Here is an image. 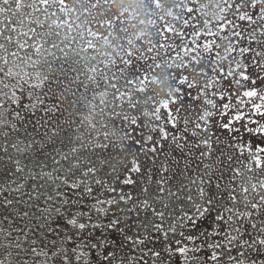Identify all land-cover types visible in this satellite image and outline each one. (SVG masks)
<instances>
[{
  "label": "rangeland",
  "instance_id": "obj_1",
  "mask_svg": "<svg viewBox=\"0 0 264 264\" xmlns=\"http://www.w3.org/2000/svg\"><path fill=\"white\" fill-rule=\"evenodd\" d=\"M198 3L208 5L209 19L218 11L211 7L209 0H198ZM170 4L171 0H166L164 11H167ZM146 11L147 8L142 0H108L107 3L101 0L97 8H91L86 0H67V10L61 19L71 27L57 29L55 25L51 27L46 25L39 30L41 33L59 32V36L51 35L37 39L36 44L43 45L40 56L34 55V49H27L29 53H33V58H37L39 63V67L28 68L27 71L30 75L40 72L41 79L46 76L48 81L40 88L30 87L29 85L34 82L31 80L28 83L21 82L23 91L17 92L20 96L19 105L4 101L3 107H0V122H4L0 123V189H7L12 180L20 177V174L9 175V173L15 172L12 160L23 159L10 146L7 152L3 151L6 140L9 145L17 140L24 144L35 141V147L27 154L25 163L29 165V168L35 166V171H40L42 167L44 172H51L54 167L51 158L56 156L58 151L67 150L69 139H75L81 134L88 136L90 132L94 137L97 133L104 131L99 127V122L95 130L89 127L90 101L93 96H96L94 103L99 105L98 94L104 90L105 85L99 76L96 78L99 87L88 81L87 76L91 73H88V68L80 60L82 53L79 49L83 47L80 40L87 38L89 27L103 33L104 30L97 27L98 23L105 18L119 16L121 12L124 13L127 36L133 41L137 36L147 40L150 28L146 23ZM164 11L160 14H164ZM248 11L252 12L251 9ZM25 12L12 16L13 21L23 20ZM193 15L199 17L200 13L194 12ZM253 18L256 20L255 24L240 21L237 16H233L232 12L227 14V19L232 20L239 27L228 28L221 35H228L237 50L229 57V60L220 62L218 69H222L225 74L230 69L236 72L245 71L250 78L249 81H242L245 88L248 90L255 88L259 93L264 94V36H261L259 31L264 21L259 20L255 14ZM6 19L7 15H0V21H6ZM202 19L204 17H201ZM166 20L175 23L171 18L166 17ZM157 22L161 26L164 23L159 20ZM2 27L0 25V30ZM209 27L217 31L216 21L213 20ZM252 29H257L256 40L249 42L248 37ZM232 31H240L243 38L233 37ZM192 33L193 28L189 27L183 39L190 47H195L191 42L197 38ZM12 35L14 40L11 44L0 37V43H4L9 52L18 51L15 34ZM123 35L125 34L117 33L116 38L110 37L111 44L118 48L119 37ZM213 39L224 43L219 41L218 37L203 34L199 37L198 43L202 45ZM44 40L54 42L63 48L67 58L60 59L62 54L59 50L51 48L50 42L45 43ZM100 43L104 44V41L101 40ZM160 43L165 45L174 43L183 47L180 39L176 37L161 40ZM243 47H248L252 51L241 54L239 49ZM44 48L56 52L58 59H53L44 53ZM19 51L23 57L25 51ZM215 51L213 47V52ZM219 51L223 56V49ZM100 52L102 55L99 59L108 62L116 56V50L111 47H102ZM256 52L262 55L256 57ZM157 53H159L157 59L161 63L176 54L168 47L156 49L149 55H157ZM2 54L0 51V55ZM46 61L51 62L50 67ZM236 62L240 63L239 69L235 68ZM12 66L15 67V63ZM138 67L147 71L144 64H138ZM129 74H135V70L129 69ZM153 74L158 77L156 82L149 85L154 103L140 105L136 109L128 108L125 103V114L130 118L136 117L137 123L134 125L129 122L122 123L117 119L114 121L116 127H113V122L105 121L109 126L108 131L112 133L109 136L110 147L107 150L97 149L95 153H88L92 156L96 167L95 176L89 177L93 189L91 194L85 191L84 185L76 188L71 186L78 181L79 172L68 174L67 183L62 182L63 174H60L59 180L53 181L46 178L33 180L25 174L20 177L24 184L21 191H0V261H3V264H65L63 259L65 255L68 258V264H120L121 260L123 264H130V257L135 258L131 260V264H234L228 260L226 254L220 255L218 260L211 259L213 251L220 254L223 250L212 249L207 245L211 241L223 242L222 235L207 238L204 235L212 232L215 227L217 212L223 207L233 206L229 199V192L232 189L235 190L234 194L237 197L235 207L240 211L251 210L254 213L251 218L243 221L241 229L244 232L243 239L250 240L257 235L264 236V233L258 231L259 228L264 227V205L260 206L258 213L255 209L244 207L245 195L249 196L252 202L259 201V196L251 192V183H257L259 190V181L264 180V166L257 168L254 160V157L258 156L261 161H264V151H259L264 148V132L255 131L264 125V115L256 114L251 107L252 102L257 104L264 102H261L258 97L247 102L249 98L242 97V91L245 89L238 90L233 77L225 78L221 76L219 70L213 73L209 69L207 77H195L197 87L188 89L186 85H174L181 87L182 91L175 103H169L168 109L161 107L162 119L156 121L154 116H145L143 113L154 112L156 107L161 106L162 101L169 99L167 96L169 88L167 83L163 82L164 77L159 69ZM184 75L189 77V81L192 80V73L185 70ZM217 78L220 82L206 89L207 95H200L199 99L192 98L200 93L201 88H204L210 79L215 81ZM251 80H255V84H252ZM4 82L14 84L16 80L9 78ZM86 84L87 89L84 87ZM119 84L123 85V81H119ZM121 90H124L123 87ZM4 91L9 90L4 89ZM217 91H223L228 99L221 101L219 95L213 96L212 94ZM74 92L75 95H73ZM9 95H11L10 91ZM136 95L142 98V94L136 93ZM238 97L246 103L238 102ZM108 99H112L111 89H109ZM206 99H213L217 107L212 109L205 103ZM223 103H228L230 107L222 108ZM205 110L213 111L214 114L207 120H202L200 117ZM169 111L171 118L176 121L175 127L168 122ZM16 113H19V116ZM237 114L242 116L240 120L235 119ZM250 121H256V123ZM14 124L18 131L11 127ZM197 124L201 127L197 128ZM225 124H228L229 128L226 129ZM78 125H81L80 131H76ZM154 125L163 127L168 133V138L163 139L161 133L154 130ZM121 127L128 133L127 139L122 135ZM54 131L55 135H53ZM5 133H8L7 137L4 136ZM149 136L152 137L151 140L148 139ZM204 140H208L210 146H205L202 143ZM95 142V139H92V143ZM153 148L155 151L151 150ZM133 161L139 165V171L131 170ZM249 167L252 169L251 172H248ZM237 172H248L251 177V183L246 185L249 193L242 192L241 178L236 175ZM56 175L57 173L53 172V177ZM126 179H130L132 183H125ZM96 180L101 183H95ZM202 180L205 182L203 184L205 192L213 198L212 212L197 218L195 225L185 221L183 225L175 226V232L168 231L173 225L174 218L181 215V207L186 210L190 208L185 196L190 188L195 195L196 185L192 184V181H196L198 185ZM209 181L211 183H208ZM39 185L44 187L40 188ZM11 187L14 188L15 185ZM161 187L164 189L163 193L160 192ZM55 188L59 189V196ZM144 189L148 191L145 192ZM170 192L177 193V196H171ZM49 194L53 197L51 201L47 199ZM120 195L131 196L132 199L127 205L123 202L114 204L110 210L107 204H96L97 199L118 200ZM145 199H149L148 208H145L142 203ZM6 200L13 202L7 204ZM164 204L168 207L165 208ZM133 205L137 206L135 210L128 211L127 209ZM97 207L105 208L108 214L105 216L95 211ZM120 208L125 211H119ZM152 208H155L157 212H163V219L156 215ZM81 213L83 215H79ZM73 216H77L78 224L85 223L88 226L80 230L78 226L69 225L67 220ZM114 218L118 219L119 223L110 228L109 224ZM253 221L257 223L256 230L251 228ZM97 224L99 227L94 226ZM145 224H147L146 229L143 227ZM156 224L162 226L161 230L153 227ZM189 236L196 237L195 241H190ZM128 237L133 240L137 237H146V239L144 244L134 245ZM93 244L97 247L92 248ZM180 247L186 248L183 254L177 251ZM33 248L36 249V253L32 252ZM81 250L86 255L77 260L76 256ZM53 252L57 253L55 257L52 256ZM108 252L115 255L111 260L105 261L103 257ZM153 253H159V255H153ZM236 254L237 249L233 248L231 255ZM246 254L250 259H257L256 254L251 253L250 249L246 250Z\"/></svg>",
  "mask_w": 264,
  "mask_h": 264
},
{
  "label": "snow or ice",
  "instance_id": "obj_2",
  "mask_svg": "<svg viewBox=\"0 0 264 264\" xmlns=\"http://www.w3.org/2000/svg\"><path fill=\"white\" fill-rule=\"evenodd\" d=\"M108 0H104V3H107ZM166 0H142V3L147 8L145 12L146 23L148 24L150 31L148 33L149 39L143 40L140 36H137L136 40L133 41L127 36V29L124 27V13L121 12L119 16H113L111 18H105L100 21L97 25L99 29H103L104 32L94 30L92 27L87 29V38L83 40V47L79 49L80 53L83 55L80 56V60L84 62L85 66L88 68V73L91 75L87 76L88 81L91 84H95L99 87V83L97 82V76L101 78L103 81L105 88L101 91L99 96V105L94 103L97 99L96 96L92 97L89 105V127L93 130L97 128V123L99 122V127L104 129V131L97 133L94 137L92 133H88V136L81 134L80 136L75 137V139H69V143L66 151H58L56 156H53V170L51 172H44L42 170L35 171L34 167L29 168V165L25 163V159H27V154L34 149L35 141L28 142L24 144L23 142L17 140L15 142H9L6 140L3 146V151L7 152L8 147L10 146L15 150V152L21 158H17L12 160V163L15 165V172H10L9 175L20 174V177H23L25 174L33 179V180H44L45 178L49 181L59 180L60 174H63L64 180L63 183H67L68 174H74L75 172H79L80 176L78 181L73 183L71 186L73 188L79 187L80 185L85 186V191L89 194L93 192L91 187V183L89 181V177L95 176L96 167L95 162L91 155H88L89 152L95 153L97 149L107 150L110 147L109 136L112 135L110 131H108V123L105 121L113 122V127L115 126L114 121L117 119L123 122H129L131 124H136V117H129L124 112V104L126 103L128 108L136 109L140 105H148L150 102L154 103V97L152 94V89L149 88V85H152L154 82L158 80V77L153 73L159 69L164 77V81L166 82L169 88L167 96L169 99L162 101L161 106L155 108V111L152 113H148L145 111L143 114L145 116L152 115L155 117L156 121H160L162 117L160 116L161 107L164 109L169 108V103H175L178 95L181 93L182 88L179 86H187L188 89H192L197 87V80L195 77H207L209 69L216 73L218 70L221 76L233 77L235 79L236 88L245 89L242 91V97L249 98L247 102H251L253 98H259L261 102H264V94L259 93L255 88L246 89L245 84L242 81H249V76L245 71L236 72L234 69H230L226 74L222 69H218V64L222 61L229 60V57L237 50L234 46L232 39L228 35H221V33L225 32L228 28L235 29L239 27L235 25L232 20L227 19V14L232 12L233 16H237L240 21H249L252 24H255L256 20L253 18L254 14L256 17L264 21V0H209L211 7L217 9L218 11L211 16L209 19L208 13V5L198 3V0H171V4L168 5L167 11H164ZM86 3L91 8H97L100 6L101 0H86ZM193 6H189V5ZM251 9L250 13L248 10ZM25 10H27L25 12ZM67 10V0H0V15H7L6 21H0V25H2V30H0V37H3L5 41L9 44L13 43L15 34V44L17 46L18 51L9 52L4 43H0V51H2V55H0V107H3L4 101H10L12 104L19 105L20 96L17 94L18 91H23L22 83H28L30 80L34 81L29 86L32 88H40L47 80L45 76L41 79L40 72H34L31 75L27 71L28 68H36L39 67V63L37 58H33V53H29L27 49H34V55L36 57L40 56L42 53L43 45L38 46L36 41L38 38L43 39L45 37L56 35L59 36V32L47 31L41 33L39 30L43 29L46 25H55L57 29L59 28H70V24H68L65 20L61 19V16ZM164 11V14H160ZM25 12V16L23 20H16L15 22L12 19V16L17 13ZM198 12L200 16H194L193 13ZM187 16V18H185ZM167 18H171L175 23H171ZM201 17L204 19L201 20ZM163 21V25L158 24L157 21ZM214 21H216L217 31H213L209 25ZM144 22V21H142ZM191 27L193 28L192 35L197 39L192 40V44L195 47H190L188 43L184 42V34L186 30ZM256 31L257 29H252L250 36L248 37L249 42L256 40ZM260 35L264 36V25L261 26ZM117 33H124L125 35L119 37V46L117 48L116 45L111 44L110 37L116 38ZM154 33V35H153ZM208 35L212 37H218L219 41L224 43L217 42L216 39H213L211 42H206L204 44H199L198 39L201 35ZM233 37L238 39L243 38L240 31H232L231 34ZM23 37V39H21ZM172 37H176L180 39L183 47H179V45H165L160 43L161 40H168ZM103 40L104 44H101L100 41ZM31 41V43H30ZM45 43H49L50 41L44 40ZM51 48L58 49L62 54L60 59H66L67 53L64 52L63 48H60L54 42H50ZM102 47H111L116 50V56L111 59V62L106 60L99 59L102 55L100 49ZM170 47L173 51H175L174 57H169L165 59L162 63L158 61L157 55H149L154 52V50L159 48H168ZM213 47L216 49L213 52ZM179 48V50H176ZM223 49L224 55L221 56L220 49ZM19 50H24L25 54L23 57L20 55ZM44 53L53 59H58L56 52L49 51L47 48L43 49ZM241 54H246L252 51L248 47H243L239 49ZM195 53V55H192ZM256 57L262 55L260 52H256ZM207 57V59H206ZM187 58V59H186ZM255 59V58H254ZM151 61V63H149ZM13 63H15V67H13ZM46 63L51 66L50 61H46ZM138 64L146 65L147 71L142 70L138 67ZM123 65V67H121ZM235 68H240V63L236 62ZM129 69H134L135 74L130 75ZM187 70L189 73H192V80L189 81V77L184 75V71ZM239 77V78H235ZM15 79L16 83L10 84L5 83L6 79ZM119 81H123V85L119 84ZM57 82V81H56ZM220 80L217 78L215 81L209 80L208 83L201 88L200 93L192 97L193 99H199L200 95H207L206 89L212 87L215 83H219ZM252 84H255V80H251ZM179 85V86H174ZM85 89L88 88V85H84ZM123 87V91L121 88ZM4 89H8L11 92L9 95V91H4ZM109 89L112 90V99L109 100ZM136 93L142 94L141 96H137ZM75 95V92L73 93ZM213 96L219 95L220 100L224 101L228 99L223 94V91H217L212 94ZM29 99L31 100V93L29 94ZM238 102L246 103L243 99L238 97ZM42 103V101H40ZM205 103L211 106L212 109L217 107L216 102L213 99H206ZM28 107V105H25ZM222 108L228 109L230 105L228 103H223L221 105ZM252 109L256 114L264 115V103H251ZM213 111L205 110L204 114L200 117L202 120H207L208 117L213 116ZM19 116V113H16ZM169 121L173 127L176 126L175 119L171 118V112L169 111ZM242 116L237 114L235 116L236 120H240ZM252 123H256V121H250ZM4 123V122H0ZM187 123V122H185ZM13 130H17L16 125L11 126ZM154 130H158L161 133L163 139L168 138V133L163 127L159 125H154ZM197 128L201 127L199 124L196 125ZM224 127L229 128L228 124H225ZM81 125L77 126L76 131H80ZM122 130V135L125 139L128 138V133ZM206 131V129H205ZM255 131L264 132V125L258 127ZM55 135V131L53 132ZM195 135V133H193ZM5 137L8 136V133L4 134ZM92 139H95V143H92ZM149 140L152 139L151 136L148 137ZM205 146H210L208 140H204L202 142ZM155 151V148L151 149ZM259 151H264V148L259 149ZM210 155V153H209ZM255 164L257 168L264 166V161L257 156L254 157ZM207 167V165H205ZM132 171H139V165L133 161ZM115 171V168H113ZM252 169L249 167L248 172H251ZM53 172L57 173L55 177H53ZM248 172L241 173L237 172L236 175L241 178V186L243 193H249V188L246 186L251 183V177L248 175ZM20 177L16 180H12L10 182V186L7 189H0V191H16L19 192L23 189L24 184L21 182ZM95 183L100 184L101 181L96 180ZM125 183H132L130 179H126ZM205 182L202 180L200 184H196V181H192V184L196 185L195 195L192 194L193 190L190 188L188 190V194L185 196V200L190 206L188 210L181 207L180 212L181 215L176 216L173 220V225L170 226L168 231L175 232V226L177 224L183 225L185 221H188L195 225L197 218L204 217L209 215L212 212L214 207L213 198L209 197L205 192V188L203 186ZM208 183H211L210 181ZM11 185H15V187H11ZM35 187V186H34ZM40 188H43L44 185H39ZM218 188L219 185L217 184ZM57 196L60 195L59 189H54ZM111 191H116L115 189H111ZM147 192V189H144ZM163 187L160 188V192L163 193ZM234 189L229 192V199L233 206L223 207L219 210L215 216V227L212 232L205 233V237L210 236H223V242L221 241H211L208 243V247L212 249H221L222 253L218 254L216 251H213L211 259L218 260L219 256L222 254H226L229 261L234 262V264H264V259H260L264 257V236L257 235L250 240L243 239L244 232L241 231L243 228V221L251 218L254 213L251 210L240 211L239 208L235 207L237 204V197L234 194ZM251 192L256 193L259 196L258 202H252L249 199V196H244V207L245 209H255L257 213L261 205H264V180L259 181V190L257 187V183H251ZM171 196H177V193L170 192ZM47 199L51 201L53 199L52 195L49 194ZM132 197H125L124 195H120L118 200L107 199V200H96L97 205L107 204L109 210L112 205L119 204L123 202L125 205L128 204V201L131 200ZM158 199V198H157ZM12 200H6L7 204H11ZM143 205L145 208L149 207V199L143 200ZM165 208L168 207L167 204L163 205ZM137 206L133 205L131 208L127 209L128 211H134ZM59 212V208L56 209ZM97 212L104 214L105 216L108 214V210L103 207H97L94 209ZM119 211H125V209L120 208ZM156 215H158L161 219L164 217L163 212H157L155 208L151 209ZM27 215V213H25ZM83 215V213L79 214ZM90 216V214H89ZM115 216V213H113ZM67 223L71 226H78L80 230L85 229V223H79L77 221V216H73L67 220ZM119 223L118 219H113L109 224L110 228L115 227ZM95 227H99V225H94ZM143 227L147 228V224ZM157 230H161V225L156 224L153 225ZM257 223L253 221L251 223V228L256 230ZM260 233H264V227L258 229ZM183 235V233H181ZM251 235V233H249ZM128 239L134 245H141L145 243V238L137 237L133 240L131 237ZM188 239L190 241H195L196 237L189 236ZM92 248H96L97 245H91ZM233 248L237 249V254L231 255ZM250 249L251 253L256 254L257 259H250L249 255L246 254V250ZM75 251V250H74ZM177 251L183 254L186 251L185 247H180ZM33 253H36V249H32ZM57 255L56 252L52 253V256L55 257ZM86 255L83 250L76 256V259L79 260L81 256ZM114 253L108 252L107 255L103 257L105 261H109L114 257ZM153 255H159V253H153ZM142 258V257H141ZM65 264H68V258L64 256ZM135 259L134 257H130L131 260ZM0 264H3V261H0ZM120 264H123V261H120Z\"/></svg>",
  "mask_w": 264,
  "mask_h": 264
},
{
  "label": "trees",
  "instance_id": "obj_3",
  "mask_svg": "<svg viewBox=\"0 0 264 264\" xmlns=\"http://www.w3.org/2000/svg\"><path fill=\"white\" fill-rule=\"evenodd\" d=\"M84 39H85V38H82V39H81L82 41L80 40V42L83 43V40H84ZM46 47H48V46H46ZM79 55H80V53H79ZM81 55H82V54H81Z\"/></svg>",
  "mask_w": 264,
  "mask_h": 264
}]
</instances>
